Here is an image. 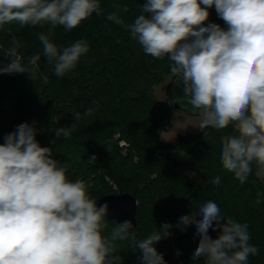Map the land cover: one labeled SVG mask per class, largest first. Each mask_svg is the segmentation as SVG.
I'll return each instance as SVG.
<instances>
[{
    "label": "clouds",
    "instance_id": "obj_1",
    "mask_svg": "<svg viewBox=\"0 0 264 264\" xmlns=\"http://www.w3.org/2000/svg\"><path fill=\"white\" fill-rule=\"evenodd\" d=\"M213 7L225 27L208 22ZM93 14H104L100 0H0V30L16 23L70 31ZM106 18L126 27L145 54L167 56L170 71L183 79L188 96L183 107L199 112L201 129L233 126L234 133L222 137L220 161L226 171L240 183L252 174L253 164L256 175H264V0H146L131 24L116 11ZM39 40L56 77L73 70L90 51L85 39L63 49L44 34ZM20 46L13 36L3 52L11 59L0 66V75L24 74L37 66L40 55L23 63ZM43 82L48 83L47 76ZM93 111L89 108L84 116ZM72 115L76 122L57 128V138L77 131L82 116ZM37 134L35 122L22 123L0 143V264H123L117 254L123 241L138 250L140 264H166L155 244L170 235L173 225L162 224L138 239L133 223L125 220L105 234L108 203L97 206L84 181L69 179L70 165L53 158ZM210 182L218 186L221 178ZM192 225L199 237L192 261L248 264L259 252L250 243L249 225L225 218L213 201L181 216L175 227L186 231ZM210 229L218 231L216 238L208 235Z\"/></svg>",
    "mask_w": 264,
    "mask_h": 264
},
{
    "label": "trees",
    "instance_id": "obj_2",
    "mask_svg": "<svg viewBox=\"0 0 264 264\" xmlns=\"http://www.w3.org/2000/svg\"><path fill=\"white\" fill-rule=\"evenodd\" d=\"M100 3L103 15L93 14L70 31L55 27L70 44L85 39L90 46L73 70L63 77H56L49 68L32 78V67L28 73L0 75V143L17 125L35 122L41 146L50 147L53 158L70 165L69 179L84 181L92 198L110 192L136 197L138 239L159 230L162 224L173 225L170 235L155 244L166 264H204L203 258L191 260L199 242L195 225L186 231L175 225L181 216L198 211L209 200L220 207L225 218L249 225L250 243L259 252L248 258V264H264V177L256 175L253 164L252 174L240 183L220 161L222 137L233 134V126L187 134L178 146L160 140L157 130L169 123L173 100L188 96L169 81L170 107L158 102L151 91L172 73L170 60L145 54L126 27L106 18L116 11L126 25L131 24L142 14L146 0ZM125 7L127 12L121 11ZM209 12L208 22L225 27L214 7ZM13 36L21 45L18 54L23 63L38 54V40L30 26L13 23L0 30V66L10 62L3 52L11 46ZM89 108L94 110L92 115L84 116ZM74 112L82 116L77 131L70 138H57V128L76 122ZM92 156L95 162H89ZM216 176L221 178L218 186L210 182ZM116 223L106 217L105 234ZM208 235L216 238L218 231L210 229ZM132 248L130 241L118 242L117 254L123 257V264H140L138 250Z\"/></svg>",
    "mask_w": 264,
    "mask_h": 264
},
{
    "label": "rangeland",
    "instance_id": "obj_3",
    "mask_svg": "<svg viewBox=\"0 0 264 264\" xmlns=\"http://www.w3.org/2000/svg\"><path fill=\"white\" fill-rule=\"evenodd\" d=\"M30 28L38 40V54L41 57L37 66L32 67L31 70V77L37 78L40 75L45 74L49 68H53V65L49 64L46 57L43 55V45L39 40V36L41 34L46 35L50 42L56 44L59 49H63L64 47L70 46L71 44L66 40L63 31L52 27L50 24H41L35 27L30 26ZM169 81L172 85H177L179 88L184 89L182 77L179 75L173 77V74L170 73L165 75L164 79L160 83L153 86L151 95L158 102L170 107L171 102L168 99L169 87L167 85ZM172 92H174V90L171 91V93ZM168 120L169 123L166 124L165 127L159 128L157 132L160 140L173 146H178L181 139L187 134H199L202 131V117L199 115V112L190 114L183 111L170 109ZM192 176L195 177L196 174L193 173ZM262 177L264 176L262 175Z\"/></svg>",
    "mask_w": 264,
    "mask_h": 264
},
{
    "label": "water",
    "instance_id": "obj_4",
    "mask_svg": "<svg viewBox=\"0 0 264 264\" xmlns=\"http://www.w3.org/2000/svg\"><path fill=\"white\" fill-rule=\"evenodd\" d=\"M187 99H174L173 107L175 110L183 111L186 113H192L188 108L183 107ZM104 203L109 205V213L107 218L114 219L117 223H121L125 220H130L136 230V207L137 199L135 196L128 192H110L103 194L97 199V206Z\"/></svg>",
    "mask_w": 264,
    "mask_h": 264
}]
</instances>
